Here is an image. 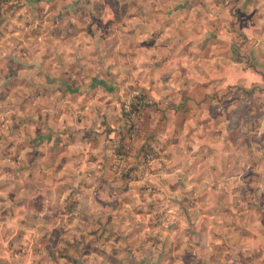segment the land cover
Listing matches in <instances>:
<instances>
[{
  "label": "crops",
  "instance_id": "0c3cea01",
  "mask_svg": "<svg viewBox=\"0 0 264 264\" xmlns=\"http://www.w3.org/2000/svg\"><path fill=\"white\" fill-rule=\"evenodd\" d=\"M26 3L29 9L46 8L47 15L61 12V20L50 24L62 30V38L49 37L43 44L47 49L34 56L14 55V70L0 68V86L6 88L13 78L29 82L14 101L7 91L1 93L3 109L17 113L13 129H2L5 136L0 140L12 142L7 156L13 158L12 167L0 161V209L15 208L13 214L0 215V264H16L11 258L17 252L11 249L23 242L19 239L47 232L57 220L66 232L75 231L83 213L97 214L89 223L97 222L102 207L116 216L118 202L127 206L128 236L163 239L158 249H151L159 259H149L146 243L141 251L133 247L129 253L145 255L142 263L185 264V258L176 257L177 243L183 234L189 237L187 231L182 234V223L191 218L181 205L192 207L196 201L178 198L176 191L205 188L201 180L213 173L244 174L245 138L240 131L250 121L256 125L264 119L258 115L264 110V0ZM73 4L77 13L68 17ZM75 14L86 19L79 22ZM73 30L77 33L71 38ZM1 56L0 62L6 63L7 56ZM137 90L154 102L140 109L141 130L133 139L123 108ZM130 142L133 150L137 145L148 148L156 158L140 166L146 153L127 154ZM123 173L125 188L117 181ZM137 175L144 178L142 197L134 189ZM146 184L156 188L153 199H143ZM229 184L224 187L231 188ZM56 206L68 209L60 216ZM158 206L172 209L162 210L158 220L148 221L144 215L143 220L146 225L161 223L162 229L132 226L137 207L153 216ZM108 233L118 234L111 228ZM216 233L197 230L193 235L213 238ZM244 233H223L217 242L225 250L220 259L214 257L219 247L212 243H197L183 252L200 264H262L264 246ZM235 248L240 259L234 257ZM203 249L209 257L202 255Z\"/></svg>",
  "mask_w": 264,
  "mask_h": 264
},
{
  "label": "rangeland",
  "instance_id": "374dc122",
  "mask_svg": "<svg viewBox=\"0 0 264 264\" xmlns=\"http://www.w3.org/2000/svg\"><path fill=\"white\" fill-rule=\"evenodd\" d=\"M78 2V1H77ZM76 6V5H75ZM74 4L66 9L67 13L72 16V11L76 9ZM46 8H36L29 9L26 0H0V58L1 55H6L8 60L6 63L0 62V68L6 67L7 70H14L15 62L11 59L14 55H21L26 57L34 56L41 49L44 51L47 49L45 44L46 39L49 37H57L62 38L61 31L58 28H54L50 24L56 22L58 18L61 20V12L48 14L46 13ZM60 7H58V11H60ZM76 12V11H73ZM77 13V12H76ZM74 18H76L79 22L84 21L86 19V15L77 16L75 14ZM80 17L82 19H80ZM69 19V18H67ZM70 21V19H69ZM77 31L73 30L69 31L68 36L74 38L76 36ZM57 48V47H56ZM57 50V49H56ZM43 51V53H44ZM11 59V60H9ZM16 80V81H15ZM29 85L25 79H9L6 82V88L0 86V103L3 100L2 91H7V96L11 101H14L20 96L21 89H24ZM28 89V87H27ZM3 96V97H2ZM249 96L247 100H249ZM133 99V98H132ZM154 102V101H153ZM153 102L149 104H153ZM156 102V101H155ZM251 102V101H250ZM262 106H264V102H261ZM4 105L0 104V121L1 118L7 116V119L4 118V122H0V124L5 123V126L0 125V140L3 138L4 132L2 129L6 131H10L13 129L14 124L13 120L15 119V111L14 108L11 109H3ZM3 109V111H2ZM124 112L130 123V134L133 136V139H137L140 134V127L137 126L138 118H133L130 113L124 107ZM257 112V111H256ZM144 113V112H143ZM143 115V114H142ZM141 115V116H142ZM260 118H264V110L258 112ZM248 119V118H247ZM251 119L252 116H251ZM263 120H261V124L254 125L251 121L249 124L245 126V128L240 131L241 135L245 138L244 150L245 152V169L243 170L244 174H237V172H233L230 174H220L213 173L209 178L202 179L204 181L203 184H207V187L195 190H181L176 191L175 196L181 199H189L190 197L194 198L196 204L191 207V205L185 207L181 205L182 213H187L186 216L190 217L191 220H185L182 223L183 232L187 231L189 237L180 238V242L177 243V247L180 249L178 254H176L177 258H185V264H200L197 259L192 258V255H187L183 251L187 249L189 246L199 245V247H205V245L210 246V243L215 245L216 248L217 242L222 240L223 233L226 231L237 233H243L246 237L256 238L254 242L256 244H260L264 246V124ZM141 118L139 124L141 122ZM11 124V125H10ZM139 133V134H138ZM237 137V131L234 132ZM138 134V135H137ZM2 151H4L3 159H0L2 162L5 159L6 166L12 167L13 158L11 156H7L11 149L12 142L9 141H1ZM134 144L130 142L128 148L125 147L127 154L133 152L142 153L145 155L150 154L152 157L151 161L156 158L155 152L148 148L136 146L133 150ZM236 146L234 143L233 147ZM192 147V146H191ZM141 148V149H140ZM1 155V150H0ZM146 156V155H145ZM140 161L138 164L149 165V162L144 160V162ZM152 163H150L151 165ZM237 169H235L236 171ZM120 178L117 180L118 185L122 188L126 186L127 174L123 173L118 175ZM142 175H137V181L134 185V189L137 190L138 196L142 197L140 185L143 183L144 178ZM174 174H169L168 177H173ZM177 180V177L174 176ZM122 178V179H121ZM154 180H149L151 184L156 183ZM230 183L231 188L227 189L224 187V184ZM229 184V185H230ZM147 186V184H146ZM144 185V197L143 199H153L154 187H146ZM212 186V187H211ZM151 193H153L151 195ZM147 195V196H146ZM150 195V196H149ZM158 196V195H157ZM125 197V196H123ZM177 206V205H176ZM130 207V206H128ZM39 208V207H36ZM118 214L116 216H112V213L108 211V207H102L100 211H102V216L97 219L96 215H88L83 213L81 217H84L80 220V224L75 227V231L66 232L64 228L61 226L63 224L62 221L57 220L54 223L52 229H48L47 232L37 231L33 237L22 238L19 239L23 242H18L13 245L16 246L14 249L17 252V256L11 258L14 263L19 264H164L155 263V260L150 263L144 262L142 263V257L145 258L143 254H131L129 253L133 247H138V250L145 247L146 245H150V258L159 259V253H153L152 248L158 249L160 247L159 242L163 241L160 238L147 237V236H137L131 237L127 235L128 224L127 220L130 218L126 216L124 213L125 208L127 206L125 204H120L118 202L117 207ZM155 211L153 212V216L145 213V208L137 207V214H132V217L136 224L131 223L135 229L140 230L142 228H148L150 230L162 229L161 223H153L146 222L143 220V215L149 220H158L162 216L160 215L161 211L164 212L167 210H171L172 207H155ZM3 209L4 212H3ZM55 212L57 214H63L68 207L65 206H56ZM150 209H153L150 207ZM44 210V209H41ZM15 211L14 207H4L0 209V215L2 213H12ZM122 211V212H121ZM190 213V215H189ZM184 215V214H183ZM59 216V215H58ZM59 216V218H60ZM91 217V218H90ZM145 219V220H147ZM139 223V224H138ZM141 223V224H140ZM145 223V224H144ZM181 227V226H180ZM112 231H117L118 234L112 235L109 234V229ZM99 230L102 232L99 235ZM211 231L215 232L213 238L197 236L194 237L193 233L195 231ZM220 232V233H219ZM222 233V234H221ZM236 235V233H235ZM232 238V241L237 242L238 235ZM17 236H14L15 240ZM229 240V238L227 239ZM158 243V245H157ZM219 247V246H218ZM177 248V249H178ZM182 250V252H181ZM239 249L235 248L234 257L238 258L237 252ZM141 251V250H140ZM218 251V252H217ZM221 248H216L215 253L213 254L215 258L220 259L223 258L224 252ZM227 251V250H226ZM206 249H203L202 255L205 257H209L210 254H206ZM257 251H255L256 253ZM135 255V256H133ZM147 255V253H146ZM133 257L134 262L131 261L130 257ZM259 259V263L264 264V254L262 253ZM169 258H174L172 255H169ZM258 259V257L256 256ZM240 259V258H238ZM208 260V259H206ZM251 258H245L246 263L251 262ZM159 261V260H158ZM203 264V263H201Z\"/></svg>",
  "mask_w": 264,
  "mask_h": 264
},
{
  "label": "built area",
  "instance_id": "2783aa9c",
  "mask_svg": "<svg viewBox=\"0 0 264 264\" xmlns=\"http://www.w3.org/2000/svg\"><path fill=\"white\" fill-rule=\"evenodd\" d=\"M151 102H153V99L150 96H147L143 92L137 90L133 99L129 100L124 107L133 118H138L140 115V109ZM151 159L152 157L150 154H146L145 160L148 162L151 161Z\"/></svg>",
  "mask_w": 264,
  "mask_h": 264
}]
</instances>
